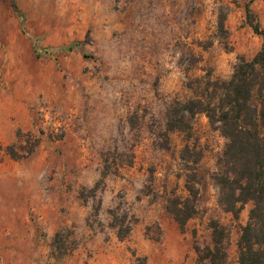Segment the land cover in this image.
<instances>
[{"label": "rangeland", "instance_id": "obj_1", "mask_svg": "<svg viewBox=\"0 0 264 264\" xmlns=\"http://www.w3.org/2000/svg\"><path fill=\"white\" fill-rule=\"evenodd\" d=\"M256 24L264 0H0V264H198L215 223L239 264L253 204H220L227 139L167 120L257 55ZM195 171L181 227L167 206Z\"/></svg>", "mask_w": 264, "mask_h": 264}, {"label": "trees", "instance_id": "obj_2", "mask_svg": "<svg viewBox=\"0 0 264 264\" xmlns=\"http://www.w3.org/2000/svg\"><path fill=\"white\" fill-rule=\"evenodd\" d=\"M253 28L264 38V29L258 24ZM199 112L227 139L215 178L220 204L234 214L239 212V204H253L238 241V263L264 264V42L252 60L241 59L229 79L208 81L202 98L177 103L168 113L169 130L191 133L188 119ZM184 151L190 154L188 146ZM9 152L19 157L15 148L10 147ZM197 155L195 162L201 159V153ZM198 180L196 171L189 175V195L171 200L167 206L181 227L198 213ZM226 236L225 229L215 223L213 245L196 247L198 264H228Z\"/></svg>", "mask_w": 264, "mask_h": 264}]
</instances>
